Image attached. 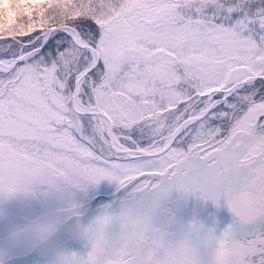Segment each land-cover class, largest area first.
Here are the masks:
<instances>
[{"label": "snow or ice", "instance_id": "1", "mask_svg": "<svg viewBox=\"0 0 264 264\" xmlns=\"http://www.w3.org/2000/svg\"><path fill=\"white\" fill-rule=\"evenodd\" d=\"M0 264H264V0H0Z\"/></svg>", "mask_w": 264, "mask_h": 264}, {"label": "rangeland", "instance_id": "2", "mask_svg": "<svg viewBox=\"0 0 264 264\" xmlns=\"http://www.w3.org/2000/svg\"><path fill=\"white\" fill-rule=\"evenodd\" d=\"M193 135H195V133H193Z\"/></svg>", "mask_w": 264, "mask_h": 264}]
</instances>
